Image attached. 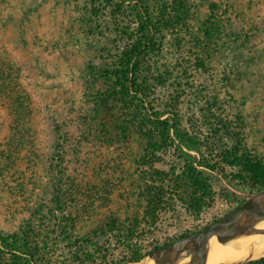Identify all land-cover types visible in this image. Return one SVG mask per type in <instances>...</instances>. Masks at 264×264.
Masks as SVG:
<instances>
[{
  "label": "rangeland",
  "instance_id": "374dc122",
  "mask_svg": "<svg viewBox=\"0 0 264 264\" xmlns=\"http://www.w3.org/2000/svg\"><path fill=\"white\" fill-rule=\"evenodd\" d=\"M0 64V264H135L264 189V0H0Z\"/></svg>",
  "mask_w": 264,
  "mask_h": 264
},
{
  "label": "water",
  "instance_id": "95a60500",
  "mask_svg": "<svg viewBox=\"0 0 264 264\" xmlns=\"http://www.w3.org/2000/svg\"><path fill=\"white\" fill-rule=\"evenodd\" d=\"M260 220H264V189L204 229L179 237L150 252L148 257L154 259L155 264H174L183 253L190 252L191 259L187 264H207V244L211 237L217 236L225 243L241 235L264 233V229L255 225Z\"/></svg>",
  "mask_w": 264,
  "mask_h": 264
},
{
  "label": "trees",
  "instance_id": "16d2710c",
  "mask_svg": "<svg viewBox=\"0 0 264 264\" xmlns=\"http://www.w3.org/2000/svg\"><path fill=\"white\" fill-rule=\"evenodd\" d=\"M183 15H186L187 13L182 11ZM136 50V56L135 62L133 64V76L135 80H131L130 76L127 74H121L117 73L118 71L114 72V75L117 76V82L119 83L120 87H122L123 92L127 95L130 92L134 91L137 86H136V81L137 78L143 73L144 68L141 70L139 68L143 64L145 65V57L146 54L149 51V47L147 46V43L145 45L140 46L139 48L135 49ZM135 52V51H134ZM144 55V56H142ZM143 65V66H144ZM13 69L5 64H0V95L4 100H6L9 103V107L12 110L13 114V120L17 123L16 126L19 128L20 132L16 130L15 132V138L20 136L22 132L25 130L21 127H25L24 120L22 119L23 113H22V108H21V100L23 97L22 92L19 89V82H18V73L17 71L13 73ZM130 96V95H129ZM160 114L156 113V116L160 118ZM167 121H163L161 124H166ZM177 133V138H179L180 142L183 144H187L188 146H191L187 141H184L185 139H182L183 136L176 130ZM242 264H264V256L260 257L258 259H253L248 262L242 263Z\"/></svg>",
  "mask_w": 264,
  "mask_h": 264
},
{
  "label": "bare ground",
  "instance_id": "6f19581e",
  "mask_svg": "<svg viewBox=\"0 0 264 264\" xmlns=\"http://www.w3.org/2000/svg\"><path fill=\"white\" fill-rule=\"evenodd\" d=\"M256 228L264 229V220L255 223ZM207 264H235L253 259L264 253V233L241 235L229 241L221 242L217 236L209 239L207 244ZM185 252L174 264H187L191 257ZM135 264H155L154 259L145 258Z\"/></svg>",
  "mask_w": 264,
  "mask_h": 264
}]
</instances>
